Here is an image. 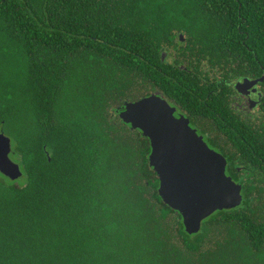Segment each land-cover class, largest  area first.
<instances>
[{
    "label": "trees",
    "instance_id": "1",
    "mask_svg": "<svg viewBox=\"0 0 264 264\" xmlns=\"http://www.w3.org/2000/svg\"><path fill=\"white\" fill-rule=\"evenodd\" d=\"M263 75L264 0H0V130L22 172L0 173V264L264 259V79L255 111L229 99ZM155 88L241 185L197 233L158 195L149 140L106 111Z\"/></svg>",
    "mask_w": 264,
    "mask_h": 264
},
{
    "label": "water",
    "instance_id": "2",
    "mask_svg": "<svg viewBox=\"0 0 264 264\" xmlns=\"http://www.w3.org/2000/svg\"><path fill=\"white\" fill-rule=\"evenodd\" d=\"M179 37L183 39L181 34ZM262 79L264 75L256 80L241 78L234 88L238 94L248 95ZM118 116L149 140L147 161L158 179L157 193L181 215L187 233H197L213 212L241 203V185L226 174L224 156L210 148L167 101L152 94L126 102ZM10 152V137L0 130V173L16 180L22 172Z\"/></svg>",
    "mask_w": 264,
    "mask_h": 264
},
{
    "label": "flooded vegetation",
    "instance_id": "3",
    "mask_svg": "<svg viewBox=\"0 0 264 264\" xmlns=\"http://www.w3.org/2000/svg\"><path fill=\"white\" fill-rule=\"evenodd\" d=\"M179 39H180V37H179ZM235 83H236V81H235ZM235 83H234V86H235ZM251 89H254L255 91L253 93H249L248 95L247 94L240 95L236 92L237 94H234V96L231 95L229 98L231 107H233L234 110L236 109L240 114H246L247 111H255L256 110L255 108H249L246 105L247 103H249V99H251L253 97L255 98V96H257V94H258L257 85H254ZM144 92L145 91L139 89V92L136 95H134L135 93H132L134 95L133 97L117 98L112 102V106L110 108L106 109V111H117V113H118V111L122 110V107L126 102H133V101H136L140 98H143V97H146V96L153 94V95H156V96L164 99L165 101H167L169 103V105L174 107L178 113L182 114L185 118H187L189 126L192 129H194L196 131V133L205 141V137L200 134V129L202 130L203 127H205V125H206V124H203L202 119L193 118L194 116H191V114L189 112H187L185 110V108L183 109L180 105L173 103L174 101L172 99L166 98L156 88L149 93H144ZM246 108H247V110L245 111Z\"/></svg>",
    "mask_w": 264,
    "mask_h": 264
},
{
    "label": "rangeland",
    "instance_id": "4",
    "mask_svg": "<svg viewBox=\"0 0 264 264\" xmlns=\"http://www.w3.org/2000/svg\"><path fill=\"white\" fill-rule=\"evenodd\" d=\"M253 99H256V96H255V98L253 97ZM10 156H11V159H12L13 161L17 162L16 160H14V159H15L14 156H12V155H10ZM227 238H228V237H227ZM255 255H256V254H255ZM263 262H264V259H262V254H260V255L258 256V258L255 257V260H252V261H249V262H246V259H245L244 257H240V258L236 261L235 264H263ZM232 264H234V262H232Z\"/></svg>",
    "mask_w": 264,
    "mask_h": 264
}]
</instances>
